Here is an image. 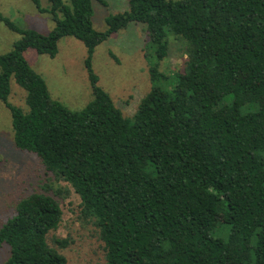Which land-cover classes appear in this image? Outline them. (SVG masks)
<instances>
[{"label": "trees", "instance_id": "obj_1", "mask_svg": "<svg viewBox=\"0 0 264 264\" xmlns=\"http://www.w3.org/2000/svg\"><path fill=\"white\" fill-rule=\"evenodd\" d=\"M30 1L55 27L41 35L0 14L21 36L0 55V102L17 150L78 195L105 264H264V0H128L104 32L93 28V0ZM131 24L145 27L150 90L126 117L98 86L92 57ZM64 37L86 49L92 101L81 111L54 100L24 57L54 58ZM173 38L186 59L167 74L159 66ZM11 80L26 109L9 104ZM57 196L18 203L0 228L5 264H66L69 241L51 235L62 221Z\"/></svg>", "mask_w": 264, "mask_h": 264}, {"label": "rangeland", "instance_id": "obj_2", "mask_svg": "<svg viewBox=\"0 0 264 264\" xmlns=\"http://www.w3.org/2000/svg\"><path fill=\"white\" fill-rule=\"evenodd\" d=\"M63 1L68 3V0ZM104 1L106 7L92 1V24L97 32L107 30V17L128 10V0ZM41 6L49 7L45 0H41ZM0 14L18 29L41 35H48L55 27L51 15L39 13L30 0H0ZM144 28L131 24L127 29L111 34L95 48L92 57L98 86L109 94L126 117L133 116L140 100L150 90L148 40ZM20 37L0 21V55L10 52ZM184 49L180 39H171L168 56L160 63L159 70L167 74L180 71L186 59ZM24 57L31 69L43 78L50 96L69 110L81 111L92 101L84 66L86 49L81 41L70 37L60 39L54 58L39 55L34 50H27ZM25 97V91L11 80L9 104L26 109ZM55 191L61 192L56 199L62 210V221L51 235L69 241L68 246L60 250L66 264H105L98 231L78 218V195L69 184L55 181L36 155L17 150L10 112L0 102V228L15 215L23 198L34 193L53 196ZM9 250L6 244L0 248V264H5L9 258Z\"/></svg>", "mask_w": 264, "mask_h": 264}]
</instances>
